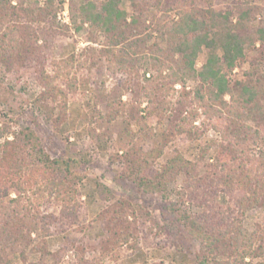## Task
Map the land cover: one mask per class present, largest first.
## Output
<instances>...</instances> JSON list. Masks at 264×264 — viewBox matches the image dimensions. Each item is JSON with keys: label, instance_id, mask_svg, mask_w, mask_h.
Instances as JSON below:
<instances>
[{"label": "rangeland", "instance_id": "rangeland-1", "mask_svg": "<svg viewBox=\"0 0 264 264\" xmlns=\"http://www.w3.org/2000/svg\"><path fill=\"white\" fill-rule=\"evenodd\" d=\"M86 1L54 0L55 23L48 42L40 39L36 44L40 48L35 50V55L42 60L47 58V72L55 71L56 66L61 68L63 79L57 84L64 93L68 81L76 79L75 91L68 95L66 105H63L66 94L55 96L53 102L43 92L37 80L39 66L32 60L14 64L12 68L0 63V128L17 132L28 127L51 158L78 161L73 172L81 178L75 184L80 203L79 224L70 227L54 222L50 224L51 235L44 241L39 233H34L26 246L14 250L1 248L0 264H75L76 254L84 264H199L208 255V248L187 235L179 218L203 211L188 192L193 180L185 173L172 178L166 186V200L150 184L143 181L145 186H141L140 179H154L176 156L188 161L191 168L196 167L195 175L211 174L216 162L226 156L224 149H230L228 143L213 128V119L199 112L195 122L192 120L193 91L198 84L195 80L185 78L183 89L180 84L173 86L167 81L151 80L154 70L150 64L138 61L120 72L110 71L105 64L110 42L120 35L125 40L114 50L125 48L134 57H141L142 53L168 57L167 38L160 39L156 29L175 21L178 15L166 10L164 4L157 9L153 0H123L119 8L127 14L125 22L132 17L137 22L131 26L114 23L116 29L104 32L98 24L81 25L79 7ZM102 1L105 0H97V4ZM212 1L215 10H224L229 3ZM46 2L38 0V7L46 8ZM17 3L13 2L36 15L38 10L33 0ZM249 3L264 7L261 0H249ZM25 18L20 14V18L12 21H29ZM260 18L264 19V8L257 15ZM38 20V25L46 28L45 20ZM77 27L80 28L76 30ZM245 29H249L247 25ZM135 40L137 44H133ZM22 54L25 58L29 55L23 50ZM257 54L248 49L234 73L248 70L249 61ZM205 57V52L198 55L197 69ZM225 99L230 100L228 95ZM7 138L11 139L12 135L7 134ZM125 152L131 157L137 154L139 161L149 163L147 171L125 170V162L121 160L126 157ZM228 198L227 193L220 192L219 205H231ZM169 203L174 204V211L167 209ZM60 205L52 200L43 204L40 211L58 216ZM241 227L244 233L254 237L249 255L242 262L240 255L225 247L221 252L226 254L216 261L264 264L262 199L246 208ZM41 247L44 250H38ZM43 251L49 255H42Z\"/></svg>", "mask_w": 264, "mask_h": 264}, {"label": "trees", "instance_id": "trees-1", "mask_svg": "<svg viewBox=\"0 0 264 264\" xmlns=\"http://www.w3.org/2000/svg\"><path fill=\"white\" fill-rule=\"evenodd\" d=\"M14 1L17 4L25 2L0 0V63L3 67L12 68L14 64L32 60L39 66L37 80L43 92L50 95L53 102L55 96L66 94L63 103L66 105L68 95L75 91L76 79L68 81L64 93L57 84L63 79L61 68L56 66L55 71L47 72V58L42 60L35 55V50L40 48L36 47L37 42L40 39L48 42L50 29L55 23L54 0H46L44 9L38 7V0H33L34 8L38 10L36 15L33 10L18 8ZM122 1L105 0L99 4L97 0L86 1L79 7L81 25L87 22L98 24L105 32L110 28L116 29L112 25L114 23L135 24V17L125 22L127 14L119 8ZM227 1L229 3L224 10H215L212 0H153L157 9L160 10L164 4L166 10L178 15L175 21L156 29L160 39L167 38L168 57L161 53H142L141 57H134L125 48L114 50L125 40L120 35L110 42L111 49L106 51L105 60L107 69L112 72L125 71L138 61L150 64L154 70L151 80L167 81L173 86L180 84L183 89L185 78L195 80L198 84L193 91L192 120L195 122L200 114L213 119V128L228 143L230 149H224L226 156L216 162L211 174L195 175L196 167L191 168L188 161L176 156L164 170L156 173L154 179H140V184L143 181L150 184L166 200V186L172 178L185 173L193 180L188 185V192L203 211L198 215H180L179 218L187 235L208 248V255L199 264H230L216 261L226 254L221 252L225 247L232 254L240 255L243 262L253 248L254 237L242 231V216L246 208L256 205L259 200L262 199L264 205V19H257L264 7L251 5L249 0ZM261 1L264 4V0ZM20 14L29 21H12L20 18ZM39 18L45 20L46 28L38 25ZM72 21L77 22L75 16ZM246 25L249 29H245ZM137 42L135 40L133 44ZM248 49L258 54L249 61L248 70L234 73L240 68ZM22 50L29 54L26 58ZM201 52H205L206 57L197 69L196 60ZM226 95L229 101L225 99ZM7 134L12 138L8 139ZM1 139L0 249L14 250L17 246H26L34 233H39L44 241L51 235L50 224L54 222L70 227L78 225L80 203L75 184L81 178L73 172L78 161L51 158L28 127L17 132L9 131L7 127L0 128ZM125 154V158L121 157L125 170L147 171L150 164L139 161V155L131 157L130 153ZM144 182L141 186H145ZM237 189L238 193L234 194ZM223 191L231 201V205L226 207L218 203V195ZM52 200L61 204L58 216L40 211L43 204ZM169 204L167 209L171 211L174 204ZM42 255L49 254L43 251ZM75 264H84L77 254Z\"/></svg>", "mask_w": 264, "mask_h": 264}]
</instances>
